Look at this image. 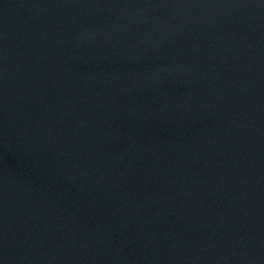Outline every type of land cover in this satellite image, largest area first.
I'll list each match as a JSON object with an SVG mask.
<instances>
[{
    "label": "water",
    "instance_id": "95a60500",
    "mask_svg": "<svg viewBox=\"0 0 264 264\" xmlns=\"http://www.w3.org/2000/svg\"><path fill=\"white\" fill-rule=\"evenodd\" d=\"M0 264H264V0H0Z\"/></svg>",
    "mask_w": 264,
    "mask_h": 264
}]
</instances>
